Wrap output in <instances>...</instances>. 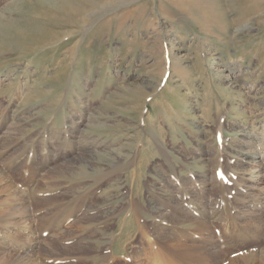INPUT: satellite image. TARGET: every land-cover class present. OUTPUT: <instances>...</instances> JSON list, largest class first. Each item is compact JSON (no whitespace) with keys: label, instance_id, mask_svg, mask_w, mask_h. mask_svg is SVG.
<instances>
[{"label":"rangeland","instance_id":"obj_1","mask_svg":"<svg viewBox=\"0 0 264 264\" xmlns=\"http://www.w3.org/2000/svg\"><path fill=\"white\" fill-rule=\"evenodd\" d=\"M56 1L0 0V264H264V212L183 214L264 210V0Z\"/></svg>","mask_w":264,"mask_h":264},{"label":"bare ground","instance_id":"obj_2","mask_svg":"<svg viewBox=\"0 0 264 264\" xmlns=\"http://www.w3.org/2000/svg\"><path fill=\"white\" fill-rule=\"evenodd\" d=\"M51 1L56 3V5L58 3L57 6H59V7L60 6H64V3H62L61 1H59V2L56 1V0H51ZM7 123H8L7 121H4V122L0 123V148H3L2 151L0 152V157H2L4 155H7L9 150L14 147L13 144H14L15 141L13 142V137H12V123L11 124L10 123L7 124ZM33 155L34 154L32 152L31 154H29L26 157V160L24 162L25 166H26L28 161L29 162L32 161ZM19 158H21V157L17 156V157H15L13 159L10 158V160H8V162H6L3 166H0V185L3 183L4 184L3 188H5V187H13L14 186L13 183H11V184H6L5 183V181H4V173H6V171H8L10 168L16 167L20 163V161L22 160V159L20 160ZM25 169H26V167H24V170ZM16 173L19 174V172H16ZM239 190H240V192L243 193V195H239L240 197L238 198V201H237V203H238L237 204V211H236V213L234 215H232L231 209H229V208L227 209V207L224 208L225 205H227L225 203V200H224L225 198L224 197H222L221 200H220L221 204L218 203L219 207L217 206V207H213V208H210L209 206H206L205 204L202 205L200 203L198 205L201 206V207H198V206H195L194 201L191 202V201H187L186 200L187 201V211L186 210H185L186 212H183L182 210L181 211L183 212V214L186 217H189L193 222H196L195 224H197V227H199L200 229L206 231L208 234H210V232H211L209 230V228L212 227L211 222H217L218 224H220L221 227H223L221 229L223 234H225V235L230 234L231 235L232 233H234L237 236H243L242 235V231L243 230L241 228L240 229L233 228L235 226V224L234 223L231 224V222H230V221H232L233 219L236 218V217H233V216L236 215V216H238L241 219L246 218L248 221L256 224V221H258V220H255V219L253 220L254 215L256 214L257 216H259L260 215L259 211H262V213H263L264 210H262V208H261V205H260L261 203L259 202L260 200H257V201L256 200H252L253 199L252 198L253 192H251L249 190H243V189H240V188H239ZM187 193H188V191H187ZM191 194H189V195L194 198L195 197L194 191L191 192ZM247 199H249V200H247ZM250 201H251V204L249 205ZM178 204L181 205V203H179V202H178ZM196 205H197V203H196ZM221 207H223V208H221ZM20 210H21L20 207L12 209V212L14 211L12 213V215L13 214L21 215V213H19ZM22 217H24V215H22ZM261 219H262V217H261ZM262 221H264V219H262ZM2 222H5V219L1 218L0 219V223H2ZM6 226L7 225L1 226L2 229H3V232H1V234H0V246H1V248L3 247L2 243L5 241V239L7 237V232L8 231L4 230V228ZM230 228L233 231L231 230V232H230V230H229ZM262 230H264V228ZM253 231L256 234L257 230H253ZM245 234H247V232H245ZM163 235L164 236L162 238H165V239L168 238V237H166L165 234H163ZM157 236L155 238H156L157 241H159L161 238H160V236L159 237H157ZM247 237H249V236H247ZM249 238L250 239H249V241L247 242L246 245L251 247V245H252L251 244L252 237H249ZM257 240L258 239L255 236L253 244H255V245L258 244ZM195 244H196V246H192V245H187L186 246L184 244L182 246H178L180 248H175L174 257H177L180 260H182L184 264H192L195 261V259L197 258L196 253L192 252L194 248H196V251L199 250V249L208 250L209 252H212L213 255L217 254V252H215V250H219V248H217L218 245L216 243L215 244L213 242L209 243V241H207V240L203 241V242L199 241V242H197ZM184 246H186V247H184ZM5 247H7V246H5ZM181 247H183V248H181ZM168 252H169V250H168ZM249 259H250V257H249ZM246 263L247 264H259L256 261H252V259L250 260V262H246Z\"/></svg>","mask_w":264,"mask_h":264}]
</instances>
